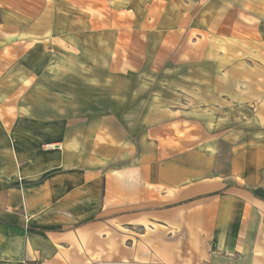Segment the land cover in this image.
Masks as SVG:
<instances>
[{
	"label": "crops",
	"instance_id": "1",
	"mask_svg": "<svg viewBox=\"0 0 264 264\" xmlns=\"http://www.w3.org/2000/svg\"><path fill=\"white\" fill-rule=\"evenodd\" d=\"M264 264V0H0V264Z\"/></svg>",
	"mask_w": 264,
	"mask_h": 264
},
{
	"label": "built area",
	"instance_id": "2",
	"mask_svg": "<svg viewBox=\"0 0 264 264\" xmlns=\"http://www.w3.org/2000/svg\"><path fill=\"white\" fill-rule=\"evenodd\" d=\"M22 264H31V263L24 262V263H22Z\"/></svg>",
	"mask_w": 264,
	"mask_h": 264
}]
</instances>
